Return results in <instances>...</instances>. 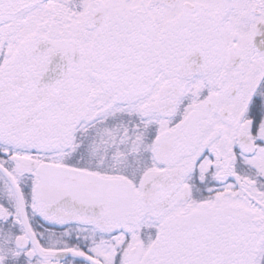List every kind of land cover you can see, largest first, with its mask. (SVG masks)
I'll use <instances>...</instances> for the list:
<instances>
[{
    "label": "snow or ice",
    "instance_id": "6c2138e0",
    "mask_svg": "<svg viewBox=\"0 0 264 264\" xmlns=\"http://www.w3.org/2000/svg\"><path fill=\"white\" fill-rule=\"evenodd\" d=\"M0 264H264V0H0Z\"/></svg>",
    "mask_w": 264,
    "mask_h": 264
}]
</instances>
